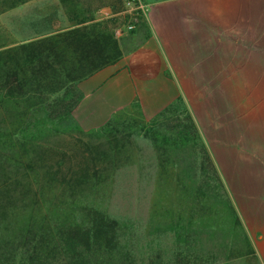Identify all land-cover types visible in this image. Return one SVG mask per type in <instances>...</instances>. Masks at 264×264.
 <instances>
[{"label": "crops", "instance_id": "0c3cea01", "mask_svg": "<svg viewBox=\"0 0 264 264\" xmlns=\"http://www.w3.org/2000/svg\"><path fill=\"white\" fill-rule=\"evenodd\" d=\"M126 1L46 0L56 17L48 30L5 48L31 46L26 56L35 67L24 69L38 78L29 84L57 91L43 101L33 91L15 98L5 114L26 111L84 130L139 121L135 137L148 146L140 161H148L149 183L207 165L264 264V161L257 159L264 131L238 127L231 90L249 87L247 76L264 71V0H140L144 11L134 17ZM169 117L191 128L169 129Z\"/></svg>", "mask_w": 264, "mask_h": 264}, {"label": "rangeland", "instance_id": "374dc122", "mask_svg": "<svg viewBox=\"0 0 264 264\" xmlns=\"http://www.w3.org/2000/svg\"><path fill=\"white\" fill-rule=\"evenodd\" d=\"M22 1L0 0V48L48 30L56 19L46 0ZM63 11L68 13L67 5ZM21 58L18 52L1 55L0 71L2 63L19 65ZM246 79L249 87L231 89L237 91L238 127L264 131V71ZM57 88H39L33 98L43 101ZM2 109L0 249L34 245L44 228L61 224L62 216L87 220L104 214L132 233L144 264L148 256L161 264H259L207 165L188 170V176L162 174L157 183H149L148 161L144 166L140 161V152L148 146L135 137L139 121H108L84 130L71 121L37 120L26 111L6 115ZM163 125L191 128L184 119L170 117ZM257 159L264 161V150ZM31 233L36 237L30 238Z\"/></svg>", "mask_w": 264, "mask_h": 264}, {"label": "trees", "instance_id": "16d2710c", "mask_svg": "<svg viewBox=\"0 0 264 264\" xmlns=\"http://www.w3.org/2000/svg\"><path fill=\"white\" fill-rule=\"evenodd\" d=\"M30 48L29 45L21 44L0 48V56L4 54L7 57L17 52L19 56L24 55L19 65L2 63L0 107L3 108V113L12 108L11 103L15 98L18 99L17 102H22L29 93L39 90L34 84L38 71L24 69L27 66L35 67L30 65L31 59L26 56ZM32 49L36 51V48ZM31 80L33 85L28 82ZM84 219L86 218L72 214L62 216L59 218L61 224L57 223L58 227L53 226L52 230L44 228L34 245H28L22 250L0 249V264H144L138 258L141 254L130 239L132 233L126 232L116 220L104 214H94L87 220ZM29 236L34 238L36 234L31 233ZM143 250L148 251L149 247ZM146 259V264H161L151 261L149 256ZM158 260L161 258L158 257Z\"/></svg>", "mask_w": 264, "mask_h": 264}, {"label": "built area", "instance_id": "2783aa9c", "mask_svg": "<svg viewBox=\"0 0 264 264\" xmlns=\"http://www.w3.org/2000/svg\"><path fill=\"white\" fill-rule=\"evenodd\" d=\"M126 6L129 7L128 10L131 14V17L137 16L139 13L144 11V7L142 3L140 2V0H127ZM125 29L127 31H130L132 29V25L126 24Z\"/></svg>", "mask_w": 264, "mask_h": 264}]
</instances>
